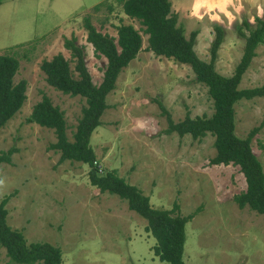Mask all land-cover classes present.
<instances>
[{"label": "rangeland", "instance_id": "374dc122", "mask_svg": "<svg viewBox=\"0 0 264 264\" xmlns=\"http://www.w3.org/2000/svg\"><path fill=\"white\" fill-rule=\"evenodd\" d=\"M102 1L112 3L113 9L104 4L94 10ZM169 1L185 35L198 30L194 50L204 61L211 58L213 26L223 27L214 67L231 76L245 45L237 27L243 19L254 24L256 16L262 18L264 0H226L228 6L222 0L218 6L216 0ZM196 9L198 18L191 13ZM85 15L101 32L116 36L117 25L130 24L142 37V49L119 73L107 95L101 125L91 134L99 173L115 170L141 189L153 207L171 209L176 203L180 215L194 213L185 225L182 264H264V213L248 205L241 208L234 199L246 189L239 166L210 163L216 153L210 133L194 139L163 132L167 121L155 99L174 122L186 113L209 116L213 100L207 87L195 80L189 65L144 50L148 36L143 26L114 0L0 1V53L18 59L14 82L27 81L24 103L0 128V152L16 148L10 162L0 164V200L11 195L5 205L7 223L21 230L27 243L46 241L57 246L61 264H167L153 253L155 238L145 230L146 220L117 195L92 186L87 164L59 161L60 153L48 148L56 140L52 129L25 120L46 94L64 112L72 141L85 99L48 85L40 65L61 53L77 76L76 58L64 45L74 36L83 48L92 81H101L106 59L98 58L86 41ZM254 51L239 88L264 83V44ZM234 110L237 136L245 138L259 127L250 144L264 172V96L240 99ZM0 264H16L1 246Z\"/></svg>", "mask_w": 264, "mask_h": 264}, {"label": "trees", "instance_id": "16d2710c", "mask_svg": "<svg viewBox=\"0 0 264 264\" xmlns=\"http://www.w3.org/2000/svg\"><path fill=\"white\" fill-rule=\"evenodd\" d=\"M1 1V0H0ZM121 5L122 11L130 18H136L143 26L147 37V46L143 49L156 56H164L187 64L195 74V80L203 83L208 95L213 100L211 115L190 117L188 113L178 122H174L170 113L159 99H155L161 113L165 115L167 128L163 132L178 135H191L198 139L206 133L214 136L216 153L210 159L212 164H229L239 166L246 181V189L234 196L239 207L248 205L259 213H264V172L261 163L254 154L250 140L259 131V127L250 130L245 138L236 135L234 105L240 99L264 96V83L260 86L239 88L242 75L246 71L254 49L264 44V14L255 17L254 24L246 19L237 27V33L245 40L244 53L231 76L218 73L214 67L216 51L223 40L224 29L214 25V39L210 45V61L202 60L195 52L194 45L198 30H192L188 36L178 15L171 11L169 0H114ZM107 4L99 2L93 9L98 10ZM87 30L86 41L93 47L94 54L106 59L102 79L98 84L92 81L84 60L82 46L75 42V37L65 39L64 45L69 49L76 63L77 76L69 66V61L61 53L50 60H43L40 68L45 74L48 85L70 96L85 99L81 115L72 133V141L67 136V123L64 112L54 105L46 94H42L26 117L27 123H36L41 127L52 129L55 142L49 149L60 153L59 161H80L89 166L88 179L92 186L101 192L117 195L124 200L128 209L136 212L146 220L145 230L155 238L153 253L160 261L167 264H182L185 243V225L193 216L190 213L182 216L178 213V204L171 209L157 208L150 204L149 197L137 186L128 183L115 170L99 173L96 155L90 145L91 134L101 125V115L108 107L107 95L115 88L116 79L123 68L133 60L142 49V37L138 29L130 24L116 26V36L101 32L91 23L89 15L83 17ZM245 28L248 32L243 31ZM18 59L10 54L0 53V128L21 108L26 99L27 81L20 79L14 82L18 69ZM16 148L0 152V164L10 162L11 154ZM10 194L0 200V246L6 251L11 262L16 264H61V250L46 241L27 243L19 229L7 223L5 207Z\"/></svg>", "mask_w": 264, "mask_h": 264}, {"label": "crops", "instance_id": "0c3cea01", "mask_svg": "<svg viewBox=\"0 0 264 264\" xmlns=\"http://www.w3.org/2000/svg\"><path fill=\"white\" fill-rule=\"evenodd\" d=\"M227 6L229 5V1L228 2H226V0H222ZM217 2H218V0H216L215 2H214V4H216L217 5ZM199 5H197L196 6V8L198 7ZM218 6V5H217ZM174 9V8H173ZM198 9H196L195 11H192L191 13L192 14H194L195 15V17H199V14H200V12L199 11H197ZM205 20V19H204Z\"/></svg>", "mask_w": 264, "mask_h": 264}]
</instances>
